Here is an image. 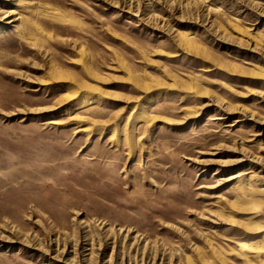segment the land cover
I'll list each match as a JSON object with an SVG mask.
<instances>
[{"label":"rangeland","instance_id":"374dc122","mask_svg":"<svg viewBox=\"0 0 264 264\" xmlns=\"http://www.w3.org/2000/svg\"><path fill=\"white\" fill-rule=\"evenodd\" d=\"M241 238L264 0H0V264H264Z\"/></svg>","mask_w":264,"mask_h":264},{"label":"bare ground","instance_id":"6f19581e","mask_svg":"<svg viewBox=\"0 0 264 264\" xmlns=\"http://www.w3.org/2000/svg\"><path fill=\"white\" fill-rule=\"evenodd\" d=\"M39 5V4H38ZM41 7V6H40ZM43 11L50 13V14H55V10L54 9H50L49 7H41ZM53 8V7H51ZM41 11V9H39ZM11 12H6L5 13V18L7 16H10ZM51 16V15H50ZM54 16V15H52ZM50 18V17H49ZM25 35V33L23 34V36ZM27 36V35H26ZM185 38L188 39V36L185 35ZM27 39V38H26ZM185 43V41H184ZM186 44V43H185ZM70 96V95H69ZM132 115V114H131ZM130 115V116H131ZM129 116V117H130ZM128 117V118H129ZM138 122H143L144 124H147L149 122H151V118L150 115L148 114H141L139 117L136 118ZM50 123L52 124H57L59 123L58 121H51ZM151 124V123H150ZM135 130V129H134ZM115 132V131H114ZM242 198H250L252 199V193H250V190H248L247 188L243 189L242 191ZM241 200V198H240ZM251 225H255V224H251ZM245 226V225H244ZM255 227V226H254ZM257 227V226H256ZM259 230V229H258ZM246 232L248 233H252V226L246 225ZM260 232V231H259ZM254 235V234H253ZM244 236V235H243ZM245 237V236H244ZM263 243V242H262ZM261 239H257V238H253V239H243L241 238L238 242H237V246L239 247V249L241 250L240 252H242L240 255L242 257H246L247 260H250L251 258H255V259H260L262 256H264V250H262L261 247ZM264 248V247H263ZM247 250H252V255H249L246 253ZM237 251V250H236ZM232 252V251H231ZM220 255V254H219ZM222 258V257H221ZM251 263V262H250Z\"/></svg>","mask_w":264,"mask_h":264}]
</instances>
